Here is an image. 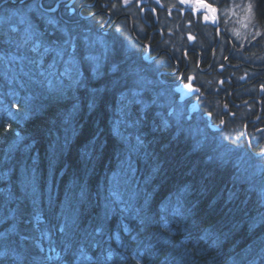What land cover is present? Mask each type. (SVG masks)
I'll use <instances>...</instances> for the list:
<instances>
[{
	"label": "trees",
	"instance_id": "16d2710c",
	"mask_svg": "<svg viewBox=\"0 0 264 264\" xmlns=\"http://www.w3.org/2000/svg\"><path fill=\"white\" fill-rule=\"evenodd\" d=\"M33 4L0 10V264H264L261 181L234 187V163L127 102L137 81L95 76L77 13ZM71 45L79 77L53 66Z\"/></svg>",
	"mask_w": 264,
	"mask_h": 264
},
{
	"label": "flooded vegetation",
	"instance_id": "af4514ba",
	"mask_svg": "<svg viewBox=\"0 0 264 264\" xmlns=\"http://www.w3.org/2000/svg\"><path fill=\"white\" fill-rule=\"evenodd\" d=\"M58 1L37 0L44 11L56 6ZM75 1L70 2L72 8L69 7V2L61 3L58 14L65 9L71 10V13L80 12L78 16L80 20L90 18L96 20L97 24L103 22L102 25L110 30L107 34L118 31L117 34L121 36L123 42L141 43L138 50L133 47L128 50V55L134 61L144 60L145 55L150 52L153 63H162L164 56L171 59L175 55L177 64L183 62L190 68L197 67L198 72L181 69L172 73L161 66L160 71L165 75H161V79L155 82L161 81L162 86L173 91L176 98L182 101L186 99L185 103L191 107L194 105L187 116L189 118L199 116L207 133L220 134L232 126L237 130L235 138L240 150L248 153L245 156L254 161L264 162V50L261 49L263 45L259 42L246 44L250 41L244 42L236 35L223 16L221 4L213 5L207 1L212 9H217L219 14L217 24L213 23L212 16L203 23L199 19L197 23V15L193 13L186 15L184 25L181 27L176 23V20L182 17L181 13L165 16L160 12L161 6L169 8L163 0L144 3H141V0H133L130 6H124L123 0L107 2L80 0V4ZM206 13L208 15L207 11ZM187 16L190 17L188 21ZM110 18V23L106 25ZM150 20L159 21L161 27L151 25ZM185 34L194 41L193 51L184 49ZM159 54L160 57H156ZM249 54L254 61L248 58ZM176 69L175 66V71ZM189 75L191 77H188ZM198 76L210 84L205 95L207 102L211 97L207 110L204 104L199 103L200 97L195 100L189 98L191 88L184 90L183 87L185 84L199 82ZM182 94L185 98H181Z\"/></svg>",
	"mask_w": 264,
	"mask_h": 264
},
{
	"label": "rangeland",
	"instance_id": "374dc122",
	"mask_svg": "<svg viewBox=\"0 0 264 264\" xmlns=\"http://www.w3.org/2000/svg\"><path fill=\"white\" fill-rule=\"evenodd\" d=\"M147 1L150 2L151 0H141L140 2L144 3ZM226 1L227 2L222 5V13L225 17V20L228 22L229 27L233 29L234 33L238 35L244 42L250 41L246 44H251L252 42L253 44H257L259 42L261 45H263L261 49L264 50V23L260 25L256 22L252 3L248 0ZM34 3L36 4L38 2L36 1ZM132 3L133 0H123L124 6H130ZM249 5H251V11L248 10ZM194 8L198 9L197 7ZM79 13L76 17L80 15ZM55 25H57V27L59 26L58 23H55ZM63 30L61 32H63ZM93 39L95 38L88 39L87 36H83L82 38V40L87 45V52L85 57L90 60V66L94 68V71L97 73L95 74V76L97 77L101 74L102 68H104V64L106 61L104 59L107 58L106 56L108 53V49H106V47L104 46H107L108 44L107 41H105L102 37H100V39H96V41H94ZM96 45L101 47L96 48ZM71 47L72 48L70 50V53H74L75 46L73 45ZM71 62H69L70 66L66 68L68 72L66 74L70 75V77H74L76 76L74 72V66L76 63H78V59L75 58L73 59V63ZM127 68L133 69V67H131L130 65H128ZM56 69L59 70L58 65ZM136 81L137 87H134L133 89L136 88L134 91H138V93L135 98L139 96L138 100L142 101V105L145 108L156 103L165 113L167 120H169L170 117L171 119H174L172 120L178 126L179 131H184L182 129L188 130L190 133H192L196 143L209 146L213 157L221 159L228 163L232 162L236 165V173H234L233 178H235V181L238 184H235L234 187L240 190V185L244 186L246 184H252V182L248 181L247 183V181H243V179H248L254 182H258V180H260V184L264 185V162L254 161L245 156V154L248 153H243L240 150L239 144L235 138L237 130H235L231 126V128H226V130L222 131L220 134H211L209 132L207 133L205 125L202 124V126H200L198 124L199 116H197L198 121L195 120L194 117L192 119L186 118V115L190 112L191 108L193 109L194 106L192 105L191 107L186 104V99L184 101H182V99L179 100L178 98H176V96H174L173 91L163 86H157L158 84L154 85V87L153 85L151 86V88H154V91L147 89L139 90L138 87L145 86L146 88L150 85L149 82L151 81L148 79H133L132 83H136ZM189 86V84L183 85L184 90H189ZM132 97L134 98V96ZM181 98H185L183 94ZM135 103L137 104L138 101H136ZM132 125H134V122H132ZM194 133L196 134V136H194ZM233 178L232 180H234ZM247 189L250 190L251 188H249L248 186ZM262 190L264 191V187Z\"/></svg>",
	"mask_w": 264,
	"mask_h": 264
},
{
	"label": "bare ground",
	"instance_id": "6f19581e",
	"mask_svg": "<svg viewBox=\"0 0 264 264\" xmlns=\"http://www.w3.org/2000/svg\"><path fill=\"white\" fill-rule=\"evenodd\" d=\"M28 1H33V2L35 1L36 2L37 0H28ZM28 1H26V0L25 1H22V0H0V10H4L5 9L4 10V15L6 17H8L9 19L19 20V19H22V12H21L22 9L17 10L18 9L17 8L15 10V7L24 5ZM72 1H74V0L68 1L69 2V7H71V8H72V5H71L70 2H72ZM103 1L107 2V0H103ZM155 1H157V0H155ZM207 1H209L213 5H217V4L224 5L227 2L226 0H183V2H181V0H163V2H165L169 6V8L167 6H161L160 7V12L163 13L165 16H168L171 13H176V14L177 13H181L182 17L180 18V20H176V23L178 25H181V27H183L182 25H184V21H185L186 15L193 14V13L197 15V23H198L199 19L203 23L204 21L209 19V16H212L213 17V23L217 24L219 22V14L217 12V9H215V11L212 12V10H213L212 6H211V8L205 7V5H208ZM68 2H66V3H68ZM38 4L39 3H36L35 5L34 4L33 5H29V6L35 8V12L41 11V12H39V16H43V15L45 16V15L49 14V16H51V18L56 19L55 16H58V12L57 11L56 12H54V11H44V10H42V7L40 5H38ZM77 4H80V3H77ZM7 6H12L13 9L12 8L7 9ZM193 6L197 7L198 9H195ZM54 7L55 6H52L51 9H54ZM170 9H174V11L170 10ZM65 10H67V12L69 14L71 13L70 12L71 10H69V9H65ZM206 11L208 12V15H207ZM82 14H84V13L82 12ZM36 15L38 16V14H36ZM61 17H62L63 21L60 20L62 22V23L61 22L60 23L63 24V26H64L65 24L68 23V18L65 19L64 16H61ZM205 17H207V19H205ZM189 19H190V17L187 16V21ZM65 21H67V22L65 23ZM110 21H111V18L109 19V21L107 22L106 25H108L110 23ZM95 22H96V20H94V19H90V18L83 19V21H82L83 31L85 32V34L88 37V39L95 38L93 40L96 41V39H100V37H102V38H104L105 41H107L108 45L104 46V47H106V49H108L107 50L108 53H107V56H106L107 58L104 59V60H106L105 64H104V67L114 71V72H112L113 75H112V78L110 79V80H112L111 82H113V81H115V82L117 81L118 82L119 80H124L125 78L127 79L126 81L132 82V81H130L129 78H127V75L124 78H120L121 73H118V71H117L119 69L127 68L128 65L131 66L132 63H136L138 65V67L130 69V72H128V75H130L131 78L134 77L136 79V76H137V79H145V80L148 79V80L151 81V82H149L150 85L148 87L145 88V86L144 87L140 86V87H138L139 90L140 89H147V90H153L154 91V88H151L152 85H153V87L156 84H158L157 86H160V87L162 86L161 81L160 82H155V81H158V80L161 79V75H165L163 72L160 71L161 66L165 70H167L168 72H172V73H175V72H177V71H179L181 69H184L183 71H188V72H191V71L198 72L199 71L197 67L194 66V67L190 68V67H188V64H185L183 62L177 64L176 60H175L176 59L175 55H173V57L171 56L172 57L171 59H169L166 56H164L163 60H162V63L161 62L160 63H153V62H151L153 57L151 56L150 52H148L145 55V59L144 60H142V61H134V59L131 58L130 55H128V50H130L132 47L135 50H138L140 45H141V43L136 42V43L132 44L131 41L123 42V40L121 39V36H119L116 32L112 31L111 33L107 34V32L110 31V30H109L108 27H105V26L102 25L103 22L102 23H98V24L95 23ZM150 23L153 26L157 25V28L161 27V25L159 26L160 23L157 20H150ZM61 24H60L59 27H62ZM206 27H208V26H206ZM58 29H54V31L55 32L59 31ZM31 37H30V39L32 40ZM184 37L186 39V41H185L186 43L184 44V49H190V50L193 51V43H194V41L188 37V34H185ZM33 39H35V38L33 37ZM36 42H33V43L36 44L37 47H40L41 45H39V42L37 40H36ZM146 46L149 47V45H146ZM100 47L101 46H97L96 48H100ZM182 47H183V45H182ZM211 49L213 50V47ZM58 54L59 55L61 54L63 56L60 57V56H58ZM58 54L55 55V59H57L56 60L57 62L53 66L55 67V70H57L56 67L58 65V69L59 70H57V72H60L58 74H64V73L66 74V73H68L66 68H68L70 66L69 62L72 61L71 63H73V59H75V58L78 59V55L76 53H70V55H69L70 59H68L65 54H62V53H58ZM251 54H253V53H251ZM251 54L248 55V58L251 59V61H254V59L250 58ZM160 55L161 54L157 55L156 57H160ZM58 62H60V63H58ZM80 63L81 62H79V59H78V63H76L75 66H74L75 75H78V77L81 75V72L78 69ZM76 65H77V67H76ZM133 66H134V64H133ZM175 66L177 67L176 71H175ZM159 71H160V73L158 74ZM188 77H191V76L189 75ZM197 80L199 82L190 83L189 84L191 86L190 87L191 91H189V94H190L189 98H191L192 100H195L197 97H200L201 100H199V103L204 104L203 106L207 110L209 108L211 97H209L208 102H207V100L205 98V95L209 91L208 88H209L210 84H208L205 80H203L200 77L197 78ZM115 82H113V83H115ZM11 85H10V88H8L9 90H11ZM200 87L202 89H204V91ZM137 93H138V91H133L131 95L134 96V99L131 96L132 98L127 99V102H133V101L137 100L139 98V96H137L135 98ZM202 97H204V98L202 99ZM189 102H191V101H189ZM154 105L156 106L157 109H160V107L156 103H154ZM154 105H152V106H154ZM148 107H150V106H148ZM158 111L163 116V117L161 116L162 117V122L164 123L163 125H169V124L176 125V123L173 122V120H174L173 118H172L173 120L171 119V117H170L169 120H167L165 113L161 109L158 110ZM121 115L124 118L126 116L125 113H121ZM187 115H186V118L192 119V118H189ZM123 117H121V118L123 119ZM194 119L198 121L197 117H194ZM198 124L200 126H202L203 123L199 120ZM176 127L178 128L177 125H176ZM182 130H184V132H186V134H190V137L193 138L192 133H190L188 130H186V129H182ZM194 136H196L195 133H194ZM127 142H130V140L127 139ZM115 232L118 233L119 231L115 230ZM36 234L40 235L41 231L37 232ZM3 235L5 236L6 234H3ZM117 240H119V239H117Z\"/></svg>",
	"mask_w": 264,
	"mask_h": 264
},
{
	"label": "snow or ice",
	"instance_id": "6c2138e0",
	"mask_svg": "<svg viewBox=\"0 0 264 264\" xmlns=\"http://www.w3.org/2000/svg\"><path fill=\"white\" fill-rule=\"evenodd\" d=\"M181 2H183V0H181ZM41 7H42V5H41ZM205 7H207V8H211V5H205ZM248 10L251 11V5L248 6ZM48 11H54V9H51V8H50V9H48ZM213 11H215V9H213ZM205 19H207V17H205ZM48 22H49L50 24L53 23L52 20H49ZM68 40H69V41L71 40V36H70V35L68 36ZM189 87H191V86H189Z\"/></svg>",
	"mask_w": 264,
	"mask_h": 264
},
{
	"label": "water",
	"instance_id": "95a60500",
	"mask_svg": "<svg viewBox=\"0 0 264 264\" xmlns=\"http://www.w3.org/2000/svg\"><path fill=\"white\" fill-rule=\"evenodd\" d=\"M22 1H25V0H22ZM68 1H70V0H59L57 5L54 7V12L59 10V6H60L61 3H63V2L65 3V2H68Z\"/></svg>",
	"mask_w": 264,
	"mask_h": 264
}]
</instances>
